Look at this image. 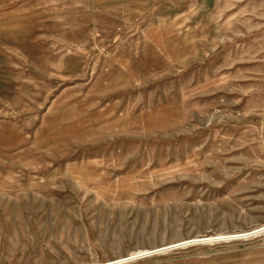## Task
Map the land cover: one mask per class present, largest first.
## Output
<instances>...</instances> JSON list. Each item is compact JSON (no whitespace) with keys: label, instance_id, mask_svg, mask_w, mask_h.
I'll return each instance as SVG.
<instances>
[{"label":"rangeland","instance_id":"obj_1","mask_svg":"<svg viewBox=\"0 0 264 264\" xmlns=\"http://www.w3.org/2000/svg\"><path fill=\"white\" fill-rule=\"evenodd\" d=\"M0 264H264V0H0Z\"/></svg>","mask_w":264,"mask_h":264}]
</instances>
